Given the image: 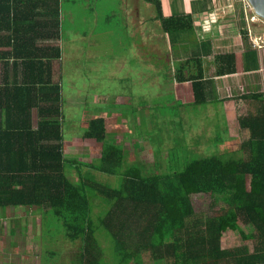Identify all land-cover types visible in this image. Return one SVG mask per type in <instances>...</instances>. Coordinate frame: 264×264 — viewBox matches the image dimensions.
Listing matches in <instances>:
<instances>
[{
  "label": "trees",
  "instance_id": "obj_1",
  "mask_svg": "<svg viewBox=\"0 0 264 264\" xmlns=\"http://www.w3.org/2000/svg\"><path fill=\"white\" fill-rule=\"evenodd\" d=\"M144 1L155 6L164 33L193 29L191 17H165L160 0ZM0 16L6 22L2 29L7 19L13 27V35L0 37V43L13 41L25 70L19 73L14 60V77L6 67L0 81L1 209L36 207L42 216L51 214L66 238L80 242L79 264H105L100 235L108 239L113 264H144L145 259L162 264H264V92L231 99L226 108L236 112L234 137L244 130L249 134L235 152L221 150L145 174L142 164H125L126 149L107 142L105 119L94 117L83 136L101 143L100 157L93 162L67 158L61 0H0ZM1 54L0 59L10 57ZM236 60L235 53L217 55L207 76L200 71L189 78L193 106L208 102L206 79L235 73ZM213 121H204L201 132L211 129ZM96 173L118 181L103 182ZM194 195L208 196L220 214L200 216ZM96 199L104 207L99 214H94ZM229 230L253 241V252L245 246L223 249L221 238Z\"/></svg>",
  "mask_w": 264,
  "mask_h": 264
},
{
  "label": "rangeland",
  "instance_id": "obj_2",
  "mask_svg": "<svg viewBox=\"0 0 264 264\" xmlns=\"http://www.w3.org/2000/svg\"><path fill=\"white\" fill-rule=\"evenodd\" d=\"M103 1L108 4L106 0H96L95 3L99 5ZM233 1L237 5L236 14L240 16L241 12L244 15L242 0ZM117 3L118 0H111L109 9L118 13ZM72 7L73 4L68 2L67 8L71 10ZM242 21L238 20L239 33L243 35L240 29ZM75 25L76 22L69 17L65 20L63 31V131L67 158L93 162L100 157L101 143L83 136L89 120L94 117L105 119L106 141L122 144L126 149L125 164L139 165L138 162L144 166L145 174L165 172L171 167L184 165L191 158L212 155L221 150L235 152L248 138L247 130L241 137H234L237 131L236 112L230 110L218 114L215 110L223 107L221 104L194 107L178 104V87L180 89L182 84H175L176 72H169L171 68L168 69L159 60L170 59L162 42H152L155 53L140 55L139 43L135 42L130 48L134 55L124 54L123 49L129 47L126 38L130 33L126 30V37L118 15L113 24L115 35L112 44H107L106 37L105 42L100 39L98 42L97 36L87 35L88 41L98 42L100 46L104 44L106 54L102 57L103 49L99 51L95 46L91 51H82L80 46L84 43L76 40L78 35L73 34ZM79 29L84 31L82 27ZM253 30L254 36L263 37L264 23L254 24ZM259 44L264 45L260 40ZM76 45L79 47L76 48ZM123 60H126L123 67L116 64H123ZM96 66L97 72L94 69ZM125 75L129 79L121 82ZM259 85L258 89L264 92V84ZM247 90H250L249 84ZM237 91L242 93L243 90L238 88ZM229 106L226 104L224 108ZM214 118L211 129L201 132L204 121ZM70 175L74 179V174ZM97 178L111 184L118 181L116 177L103 174H97ZM193 203L200 216L220 214L206 195H194ZM103 209L96 199L94 214ZM43 216L36 207L0 208V264H79L80 242H71L66 238L63 228L51 214ZM99 242L103 248L104 263L113 264L108 239L100 235ZM220 244L228 250L245 246L250 252L255 246L253 241L245 242L238 232L230 230L222 236ZM162 263L145 259L144 264Z\"/></svg>",
  "mask_w": 264,
  "mask_h": 264
},
{
  "label": "crops",
  "instance_id": "obj_3",
  "mask_svg": "<svg viewBox=\"0 0 264 264\" xmlns=\"http://www.w3.org/2000/svg\"><path fill=\"white\" fill-rule=\"evenodd\" d=\"M106 1L108 4L103 1L98 5L95 3L96 0H61L62 28L59 45L62 50V63L64 56L63 31L66 19L70 17L73 22H76L75 27L72 28L75 32H71L78 35L76 40L84 43L82 45L80 44L83 52L91 51L94 46L100 51V49H103L104 44L102 43V46H100L98 43L99 39L105 42L106 37L107 44H112V38L114 39L113 36L115 35V27L113 24L114 20L119 15L124 25L123 28L126 32V37V30L130 33L128 38H126L129 47L123 49L124 54L129 53L134 55V53L130 51V48L135 42L139 43L140 55H147V53L151 52L155 53L152 42L160 41L166 47V54H168V56L170 55V59L161 58L159 60L161 63L165 64L168 69L171 68L169 72H176L177 78H174L176 80L175 84H182L180 89L178 87V94L176 92V101H178V104L181 106H192L191 83L189 78L194 75L196 76L200 71L207 76L206 72H209V70L216 65L213 61V57L220 54L235 53L237 55V71L235 73L206 79L208 102L204 106H209L212 103L215 105L221 104L223 107L217 108L215 111L219 113L223 111L228 112L226 110L228 107L224 108V106H226V104L231 106L233 104L231 99L237 98L243 94L262 92L258 87L260 86L259 84H264V46L258 48L252 44L245 32L247 23L246 14L244 13V15H242L240 12L239 15L241 17L236 14L237 5H235V1L160 0L162 14L165 17L189 16L192 18V30L177 31L171 36L162 31L160 21L156 19V8L150 3L144 0H118L116 9L119 12L117 13L109 9V6H112L110 4L111 0ZM68 2L73 4L71 10L67 8ZM239 19H243L240 26V29L243 30V35L239 33ZM10 21V19H7V28L2 29L6 22L4 23V18L1 19L0 16V37L7 36L8 38L13 35V27L10 26ZM79 27H82L84 31H81ZM87 35H91V37L97 36L98 42L94 44L88 41ZM7 41L10 43H0V52H5L10 55V57L0 59V81L6 67H9V77H14L12 75L13 66H15L14 60L18 62L16 66H18L19 73L25 71L23 68L24 66L20 67V65H22V57L15 54L12 46L13 41L11 42L8 39ZM77 47H79V45H76V48ZM105 54L103 49L102 57H105ZM2 55L3 54H1L0 57ZM125 61L123 60V64H116L123 67ZM5 62H7V64ZM127 66L128 62L126 64V67ZM172 68L175 69L173 70ZM94 69L96 72L98 71L97 66ZM183 77L184 80L180 82L179 78ZM140 78H142V75ZM128 79V76L125 75L121 78V82H125ZM248 84L250 85V90H247ZM238 88L243 90L242 93L237 91ZM32 122L34 127H36L37 116L35 112L33 113Z\"/></svg>",
  "mask_w": 264,
  "mask_h": 264
},
{
  "label": "built area",
  "instance_id": "obj_4",
  "mask_svg": "<svg viewBox=\"0 0 264 264\" xmlns=\"http://www.w3.org/2000/svg\"><path fill=\"white\" fill-rule=\"evenodd\" d=\"M243 2V8H244V13L246 14V27H245V32L247 33L248 37L250 38L252 44L255 47L261 48L264 45L259 44V40L263 42L264 44V35L263 37H256L254 36V24L262 22L264 23V20L260 18L252 9L250 3L248 0H242Z\"/></svg>",
  "mask_w": 264,
  "mask_h": 264
},
{
  "label": "water",
  "instance_id": "obj_5",
  "mask_svg": "<svg viewBox=\"0 0 264 264\" xmlns=\"http://www.w3.org/2000/svg\"><path fill=\"white\" fill-rule=\"evenodd\" d=\"M253 11L264 20V0H248Z\"/></svg>",
  "mask_w": 264,
  "mask_h": 264
}]
</instances>
